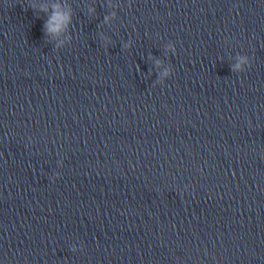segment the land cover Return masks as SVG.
Here are the masks:
<instances>
[{"label":"clouds","instance_id":"1","mask_svg":"<svg viewBox=\"0 0 264 264\" xmlns=\"http://www.w3.org/2000/svg\"><path fill=\"white\" fill-rule=\"evenodd\" d=\"M67 18L60 16V15H56L53 20H50L48 22V24L46 25V27L48 28L49 31H55L58 30L60 27H62L63 23L65 22ZM53 24L55 26H53Z\"/></svg>","mask_w":264,"mask_h":264}]
</instances>
